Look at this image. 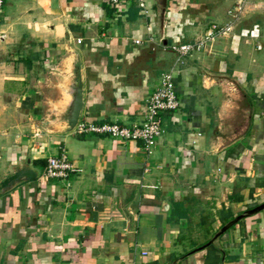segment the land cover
Returning a JSON list of instances; mask_svg holds the SVG:
<instances>
[{
    "label": "crops",
    "instance_id": "1",
    "mask_svg": "<svg viewBox=\"0 0 264 264\" xmlns=\"http://www.w3.org/2000/svg\"><path fill=\"white\" fill-rule=\"evenodd\" d=\"M117 7L4 0L0 180L23 159L39 178L0 196V264H264V210L199 249L264 203V0ZM230 22L191 55L169 49ZM70 50L80 55L87 123L140 125L161 75L173 73L179 106L160 116L149 157L140 142L53 133L48 114ZM63 151L69 177L44 178L46 159Z\"/></svg>",
    "mask_w": 264,
    "mask_h": 264
},
{
    "label": "built area",
    "instance_id": "2",
    "mask_svg": "<svg viewBox=\"0 0 264 264\" xmlns=\"http://www.w3.org/2000/svg\"><path fill=\"white\" fill-rule=\"evenodd\" d=\"M123 0H110L113 6H119ZM4 0H0V11L3 7ZM116 8V9H117ZM239 8L229 12L232 19L237 20L240 11ZM233 23L219 27L212 25L206 32L202 40L194 43L171 44L169 49L179 58L191 55L193 52L202 50L206 45L211 44L217 37L224 36L232 31ZM80 41L78 40V43ZM139 44V41H135ZM179 106L178 97L176 95V87L172 72L163 73L160 77L158 88L146 99L144 120L140 125L126 127L116 123L111 124H95L79 121L73 133L78 136L97 135L107 136L124 142H140L142 150L146 157H149L162 135L160 116L166 112H173ZM73 165L69 161L67 153L63 151L61 154L46 159L43 177L46 179L65 180L73 171Z\"/></svg>",
    "mask_w": 264,
    "mask_h": 264
},
{
    "label": "water",
    "instance_id": "3",
    "mask_svg": "<svg viewBox=\"0 0 264 264\" xmlns=\"http://www.w3.org/2000/svg\"><path fill=\"white\" fill-rule=\"evenodd\" d=\"M163 9L166 6V0H161ZM68 61V71L65 77V83L59 87L61 99L57 106L49 110V124L53 129V133H71L80 121V115L83 109V83L81 72L80 55L75 50H70ZM39 178V171L34 169L30 160H13L9 167V175L0 180V196L11 191L16 186L32 182ZM264 210V203L244 211L234 219L226 223L220 230L209 240L203 249L211 245L215 240L227 232L243 219L254 216Z\"/></svg>",
    "mask_w": 264,
    "mask_h": 264
}]
</instances>
